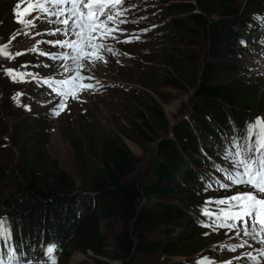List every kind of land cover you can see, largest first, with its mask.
<instances>
[{
	"label": "trees",
	"instance_id": "obj_1",
	"mask_svg": "<svg viewBox=\"0 0 264 264\" xmlns=\"http://www.w3.org/2000/svg\"><path fill=\"white\" fill-rule=\"evenodd\" d=\"M147 1L157 5L154 11L170 16L171 26L188 24L206 40L207 60L191 95V120L175 124L171 135L161 138L159 132L166 129L161 109L143 104L134 130L144 140H157L144 181L132 177L136 161L123 142L101 141L94 152L91 140H70L78 188L59 168L44 172L35 149L44 138L35 145L39 134L30 135L24 120L11 124V145L22 166L2 170L9 192L0 203V220L11 232L5 247L19 246L35 264L48 262L41 249L53 242L56 259L79 251L125 263L154 251L188 258L201 250L196 235L208 216L198 209V195L211 180L207 170L215 165L212 156L221 157L232 136H246L256 109L250 104L259 98L233 75L236 65L231 60L264 27V6L238 11L232 0H223L215 18L213 4L205 0ZM17 2L0 0V35L6 38L16 30ZM118 223L121 229L116 232ZM109 239L114 252L109 251Z\"/></svg>",
	"mask_w": 264,
	"mask_h": 264
},
{
	"label": "rangeland",
	"instance_id": "obj_2",
	"mask_svg": "<svg viewBox=\"0 0 264 264\" xmlns=\"http://www.w3.org/2000/svg\"><path fill=\"white\" fill-rule=\"evenodd\" d=\"M2 1L13 4L18 1L20 11L28 6V0ZM205 1L208 6L213 4L212 17L216 18L217 7L223 0ZM232 1L238 11L264 6V0ZM41 2L51 12L57 11V6L48 0ZM122 2L123 8L116 11ZM119 5L109 13L113 16L112 21L103 18L113 31L109 32V38L97 41L105 46L100 53L101 59L81 72L82 76L91 77L85 81L92 83L93 87L83 88L84 80H78L75 97L71 92L68 96L54 97L48 88L52 80L68 78V73L61 67L66 62L53 59L62 51H69L54 43L68 38L56 16L36 8L22 17L33 23L22 24L14 15L15 32L7 38L0 35V45L5 46L0 50V203L9 192L7 182L2 180V170L21 165V159L11 145L15 141L11 124L15 121L24 120L30 128V135L39 134L35 145L45 139L42 146H35L44 172L47 170L50 174L55 167L59 168L78 188L79 177L70 140L78 144L91 140L94 152L101 141L123 142L136 161L132 177L144 181L155 156L157 140H144L134 130V125L141 121L143 104L157 105L161 109L166 126L159 132L161 138L169 137L175 124L191 120V95L207 60L205 38L188 24L171 26L170 16L154 11L157 5L153 6L147 0H120ZM58 28L61 29L59 33L56 31ZM254 42L243 45L240 55L231 60L236 65L233 75L240 77L245 85L259 94V98L250 104L256 107L252 112L253 121L264 117V46L255 44L251 47ZM4 52L8 55L5 56ZM7 68L14 69L13 73H7ZM147 119L152 121L151 117ZM212 160L215 165L207 170L213 178L209 183L211 187H203L198 195V209L202 214L209 212L214 215L205 226L198 228L199 252L188 258H168L160 251H154L137 255L125 263L124 260L110 261L106 257L94 256L91 252L75 251L69 258L56 259V264H197L203 256L215 264H227L229 261L245 264L247 253L258 256V250L264 248V243L245 236V228L240 221H235L237 225L233 229L222 228L213 222L215 214L226 207V204L215 203V200L251 189L247 185L221 188V183H230L224 177V169L229 164L217 154L212 156ZM210 200L213 202L208 203ZM120 229L121 225L116 224L114 231ZM109 240V251L114 252V243ZM233 244L237 247L229 251L227 246ZM248 264H264V257L248 260Z\"/></svg>",
	"mask_w": 264,
	"mask_h": 264
},
{
	"label": "snow or ice",
	"instance_id": "obj_3",
	"mask_svg": "<svg viewBox=\"0 0 264 264\" xmlns=\"http://www.w3.org/2000/svg\"><path fill=\"white\" fill-rule=\"evenodd\" d=\"M48 3L56 5L57 11L51 12L41 0H28V6L23 11H20V3H17L13 11L16 19L22 24L33 23L31 20L25 21L22 17L36 8L48 15L56 16L57 23L63 24V32L68 38L58 39L54 43L69 51H62L53 56V59H63L66 62L61 67L65 73H68V78L56 79L54 83L61 96H67L71 92L75 97L77 81L91 78L82 76L81 72L91 68L94 61L101 59L100 53L105 46L97 41L109 38V32L113 31L106 26L103 18L107 17V21L113 20V16L109 13L119 5L120 0H86V2L85 0H48ZM56 31L59 33L61 29L58 28ZM4 47L0 45V50ZM4 55L7 56L8 53L4 52ZM6 71L11 74L14 69L7 68ZM82 87L91 88L92 85L83 84ZM223 159L229 164V167L224 169V177L230 183H221L220 187L247 185L251 190L239 191L231 197L215 200V203L226 204V207H222L219 214H215L213 222L221 226L227 223L229 227H234L233 222L238 220L244 225L245 236L264 243V117H257L246 125V136L243 139L234 135L230 140L225 141ZM208 187L211 185L209 184ZM212 202L208 201V203ZM204 214L214 215L209 212ZM10 236V230L5 228L4 221L0 220V264H35L27 254L20 253L19 246L5 247L4 242ZM236 247L237 245L233 244L227 246V249L234 251ZM56 250L57 245L54 242L42 247L43 258L49 264H56ZM246 255L248 260L256 261L259 257H264V248L258 250V256H253L251 253ZM248 260L245 264H248ZM197 264H215V262L203 256ZM227 264L232 262L229 261Z\"/></svg>",
	"mask_w": 264,
	"mask_h": 264
}]
</instances>
